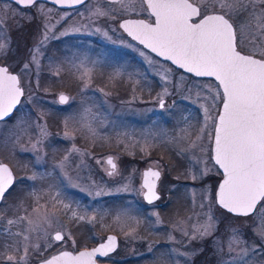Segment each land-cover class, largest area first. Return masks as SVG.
Segmentation results:
<instances>
[{
  "label": "snow or ice",
  "instance_id": "6c2138e0",
  "mask_svg": "<svg viewBox=\"0 0 264 264\" xmlns=\"http://www.w3.org/2000/svg\"><path fill=\"white\" fill-rule=\"evenodd\" d=\"M49 2L52 7H46L41 0H0V151L7 150L13 157L30 153L34 158L31 175L21 178L29 183L18 202L10 207L3 205L17 184L18 164L0 159V264H98L101 258L110 259L117 251L118 235L108 234L95 247H82L74 234L81 226H99L112 232L118 228L125 240L136 241L146 239L139 234L141 225H147L146 230L150 231L163 223L154 207L145 212L135 200L114 210H89L67 196L65 188L79 189L93 200L135 194L145 205L154 206L161 199L160 186L166 177L162 163L151 161L139 173V187H134L137 170L125 175L118 166V157L108 155L95 162L117 181L115 186L95 180L82 186L79 173L89 167L85 158L91 153L77 147L76 134L92 142L107 140L101 129L109 123L106 116L93 110L94 106L86 107L83 99L64 116V131L57 134L62 140L72 141L71 147L59 159L53 156L51 170H35L48 160L45 145L51 134L46 117L50 109L43 105L63 106L61 110L67 111L76 101L75 96L64 91L55 93L50 101L40 97L41 90L51 94L49 88L41 89L45 67L47 76L54 81L66 71L71 74L83 97L100 64L79 51L65 50L59 57L48 56L50 41L73 34H98L136 52L159 79L161 91L153 100L167 119H173L172 109L177 106L175 100L167 104V98L185 90L188 94L181 99L188 103L181 111L195 110V123L190 113L180 115L171 133L148 129L141 133V139H134V134L127 131L116 133L118 145L127 149V140L132 147L138 146L144 157L150 156L155 147L163 146L187 161L186 170L174 179L183 175L192 182L186 186L185 196L192 213L171 224L167 251L148 244L147 252L155 254L153 264H195L196 258L209 249L215 264H264V0ZM86 3L87 14L82 12L80 17L88 24L69 25L59 35L53 31L70 19L66 13L56 18V7L72 8ZM103 20L118 27L109 28L101 24ZM37 21L39 32L31 46L25 44L26 55L14 65L9 64L7 61L19 52L12 32H22L26 25ZM116 32H120V37L113 39ZM125 75L129 81L135 79L133 91L148 79L138 69L128 71L126 64H120L113 67L109 80L115 82ZM95 91L105 97L111 95L104 88ZM25 107L29 109L27 113L21 111ZM9 122L12 127L4 135L2 128ZM74 157H79L73 170L76 175L69 171ZM23 167L27 169L29 164ZM213 171L222 177L215 189L204 185Z\"/></svg>",
  "mask_w": 264,
  "mask_h": 264
},
{
  "label": "rangeland",
  "instance_id": "374dc122",
  "mask_svg": "<svg viewBox=\"0 0 264 264\" xmlns=\"http://www.w3.org/2000/svg\"><path fill=\"white\" fill-rule=\"evenodd\" d=\"M46 7L50 6L46 5ZM88 7L89 4L86 3L76 11H59L54 9L56 18H58L59 14L66 13L68 16H70V19H66V22L62 21L60 25H57L56 28L53 29V31L59 35V32L63 31V29L69 25L75 27L79 26L80 24H88L86 19L82 20L80 17V13L82 12L85 13V15L87 14ZM31 11H35V9H32ZM52 23H55V19H53ZM101 24H105L109 28L118 27V25L108 20L101 21ZM91 27L93 26L89 25V28ZM39 28V21H37L32 25H26L22 32H12L13 42L19 45V52L15 58L9 59L7 61L9 64L14 65L17 59L26 55L25 44L31 46L33 39L36 38V34L39 32ZM119 37L120 32H116L113 35V39H118ZM65 50L86 53L90 58L100 61V64L94 73L91 87L83 95V97L78 94V82L73 79L71 74L66 71L60 80L54 81L49 79L47 76V68L45 67L40 78L41 89L47 87L50 89L51 94H45L41 90L39 93L40 97L43 100L50 101L55 97V93L64 91L69 95L75 96L76 101L74 102L72 109H68L67 111L61 110L63 106L49 104L43 105L46 109H50L46 117L48 131L51 134L45 145V151L48 153V160L45 166H36L35 170L44 171L45 168L51 170L53 156H55L56 159H59L61 156H63L65 150L71 147L72 141L62 140L57 135L58 133L62 134L64 131L61 123L64 116L67 115L68 112H71L73 109L78 107L81 104L82 99L86 107L94 106V111L107 117V121L109 123L106 128L101 129V134L103 136H107L108 139H97L95 142H92L91 140L83 138L81 134H76L75 143L77 147L91 153V157L85 158V162L87 165H89V167L85 168L79 173L81 176L80 183L82 186H87L92 180H95L96 182L105 184L108 187H114L117 181L109 178L102 170L101 166L97 165L95 162L96 159H104L108 155H113L118 157V166L125 175H128V173H130L133 169L137 170L135 180L133 182V186L137 188L139 187L140 183L139 173L142 172L143 169H146L151 161H160L166 169V177L163 181V184L160 186V194H163V196H161V199L157 201L154 206L145 205L142 199L135 194L110 195L98 197L93 200L91 197L87 196L85 192H81L79 189L65 188L64 190L67 196L71 199L79 201L82 205H86L89 210L92 208L114 210L119 207V204L121 206L128 200H135L137 206L145 212L151 210L154 207L159 212L163 223L161 226L153 228L150 231L146 230L148 227L147 225H141L138 231L141 236L146 238L145 240H125L123 235L120 234L118 228L115 232H112L109 230H101L99 226L92 229L86 226H81L80 230L74 234L80 241L81 246L85 245L87 241H89L87 238L88 234H93L95 239H98L97 243H99L100 239L105 237V235L108 233L116 234L118 235L119 239V247L117 251L112 254L111 258H105V261H108L112 264H121L123 261L128 259L137 258L139 260L142 258L143 263L153 264V257L155 254H149L147 252L148 244L152 243L158 250L167 251V249L170 247L168 244V232L171 231V224L176 219H185L192 213L190 203H186L185 201V196L187 194L186 186H191L192 182L186 180L183 175H181L179 180L174 179V177L180 175L186 170L187 161L177 157L174 150H170L169 148H165L163 146L155 147L151 151L150 156L144 157L140 153L139 147H132L131 142L127 140L125 141V143L129 144L127 149L124 148L123 144L118 145L116 142V133L127 131L134 134V139H141V133L148 129H152L153 131L166 129L171 133L174 131L176 126L175 120L178 119L180 115L187 116L189 113L193 118V123H195L196 114L194 109L190 108L188 112L181 111L188 103L186 101H182L181 99L182 96L188 94L187 90L167 98V104H172L173 100L177 101L176 108L172 109L174 117L172 120H169L167 119V114L162 113L161 110L157 108L154 100H150L147 97L144 98V96L141 97L140 95L141 91L139 90V86L141 84L145 86L150 82V80H152L151 76H154V78L156 76L152 74L147 66L145 70L141 67L145 64L141 61V58L136 52L129 48L120 46L119 43L112 44L98 34L91 36L81 34L68 35L58 40L50 41L46 49L49 57H59L65 54ZM44 63L45 65L47 64V59H45ZM120 64H126L128 71H134L137 69L139 71L143 70V73H145L148 79L142 80L141 84L136 86L135 91H133L135 79L129 81L127 75L115 82L110 81L109 75L112 72L113 67ZM176 79H180L179 74H176ZM122 80H126V84H124ZM25 83L27 85V80ZM159 84L160 82L158 79V84L156 85L158 87L157 92L161 91ZM32 87L35 88V77H32ZM96 88H104V90L111 93V95L105 97L100 92L95 91ZM147 88H149V86ZM195 91L196 90L193 89L191 93L193 98H195ZM133 97L136 99L133 100ZM130 100L132 102L128 103ZM146 109H156V111H153V116H151L152 112L145 111ZM28 110V107H25L21 111L27 113ZM34 114L35 111L33 110V115ZM52 114L57 116L56 125L53 124L55 117H52ZM179 126L182 127L183 124ZM11 127V122L3 126L2 131L4 135L8 134V131ZM205 143H207L206 138ZM0 159H3L6 163L10 162L13 164H18V167L15 169V172L18 175L17 184L11 193L6 197L3 205L4 207H10L14 202H18L22 190L25 188L26 184L29 183L28 181L21 178L31 175L33 171L31 165L34 162V158L30 153H17L15 157H13L7 150H3L0 151ZM25 163L29 164L27 169L23 167ZM77 163H79V157H74L69 169L73 175H76L73 170L75 169ZM220 179L221 176L217 175L216 172L213 171L205 179L204 185L215 189ZM173 186H175V190H172ZM165 193H169L170 196L167 200L164 198ZM118 198L121 200V203H106L110 202L111 199ZM26 203H30V201H26ZM167 206H170V208H168L166 211ZM9 215H11V213H9ZM151 219L154 221L155 218ZM107 222H110V218ZM176 236L179 239V233H176ZM95 239H93V242ZM97 243L94 242L92 245L94 246ZM197 258L198 260L195 261V264H215V257L212 256L210 249ZM32 264H34V262H32Z\"/></svg>",
  "mask_w": 264,
  "mask_h": 264
},
{
  "label": "flooded vegetation",
  "instance_id": "af4514ba",
  "mask_svg": "<svg viewBox=\"0 0 264 264\" xmlns=\"http://www.w3.org/2000/svg\"><path fill=\"white\" fill-rule=\"evenodd\" d=\"M45 5H48V6H50V7H52V5H50V4H47V3H44ZM82 6H79V7H76V8H72V9H61V8H55L56 10H59V11H76V10H78L79 8H81ZM130 39V38H129ZM144 70L146 69V65H143V66H141ZM141 68V69H142ZM141 72H143V70H141ZM178 74V73H177ZM151 76V75H150ZM151 79L152 80H150V82L149 83H147L145 86L144 85H140L139 86V90L141 91L140 92V95H141V97H143L144 96V98L145 97H147L148 99H150V100H153L152 98L153 97H155L156 96V94L158 93L157 92V89H158V87L156 86L157 84H158V78L157 77H155L154 78V76H151ZM126 80H122V82L124 83V84H126V82H125ZM132 83V82H131ZM149 86V88H147V87ZM151 116H153V112H152V115ZM144 170V169H143ZM142 170V171H143ZM161 196H163V194H160ZM165 196H164V198L167 200L168 199V197H170L169 196V193H165L164 194ZM142 199V198H141ZM157 203V202H156ZM155 203V204H156ZM92 236H93V234H91ZM90 234H88L87 235V238H88V240L89 241H87V243L85 244L88 248H90V247H93V239L91 240V238H90V236H91ZM91 236V237H92ZM85 245H82V247L83 246H85ZM105 258H102V259H100V261H99V263H108V264H112V263H110V262H108V261H105L104 260ZM198 260V258H196V261Z\"/></svg>",
  "mask_w": 264,
  "mask_h": 264
},
{
  "label": "trees",
  "instance_id": "16d2710c",
  "mask_svg": "<svg viewBox=\"0 0 264 264\" xmlns=\"http://www.w3.org/2000/svg\"><path fill=\"white\" fill-rule=\"evenodd\" d=\"M52 117H55V120H54L53 124L56 125L57 124V116H55V115L52 114ZM15 175L18 178V175H17L16 172H15ZM113 202L121 203V200L119 198L118 199H111L110 202H106V203H108V204H114ZM119 206H120V204H119ZM168 208H170V206H167L166 207V211H167ZM94 242L97 243L98 242V239L96 238ZM94 242H93V244H94ZM141 262H142V258H140L139 260L137 258H135V259H128L126 261H123L121 264H146V263H143V262L141 263Z\"/></svg>",
  "mask_w": 264,
  "mask_h": 264
},
{
  "label": "water",
  "instance_id": "95a60500",
  "mask_svg": "<svg viewBox=\"0 0 264 264\" xmlns=\"http://www.w3.org/2000/svg\"><path fill=\"white\" fill-rule=\"evenodd\" d=\"M41 2H45V3L51 4V3L49 2V0H41ZM75 7H78V6H75ZM75 7H72V8H75ZM57 8H60V7H57ZM63 9H65V8H63ZM125 35H126V34H125ZM153 55H154V54H153ZM221 179H222V177H221ZM221 179H220V180H221ZM220 180H219V182H220ZM219 182H218V183H219ZM217 185H218V184H217ZM108 234H111V233H108ZM108 234H106V235H108ZM105 237H106V236H105ZM95 246H96V245H95ZM95 246H94V247H95ZM98 264H99V263H98Z\"/></svg>",
  "mask_w": 264,
  "mask_h": 264
}]
</instances>
